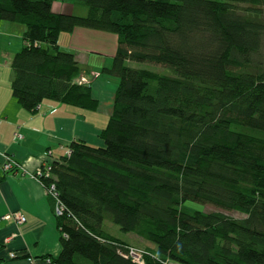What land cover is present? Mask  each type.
I'll return each mask as SVG.
<instances>
[{
    "label": "trees",
    "instance_id": "trees-1",
    "mask_svg": "<svg viewBox=\"0 0 264 264\" xmlns=\"http://www.w3.org/2000/svg\"><path fill=\"white\" fill-rule=\"evenodd\" d=\"M72 1L87 14L57 11V0H0V24L26 27L12 91L32 112L46 99L97 110L60 36L76 27L118 36L103 68L119 78L104 145L71 142L46 180L67 211L58 217L62 250L47 257L138 264L118 249L135 233L147 241L145 264H264V0Z\"/></svg>",
    "mask_w": 264,
    "mask_h": 264
},
{
    "label": "crops",
    "instance_id": "crops-1",
    "mask_svg": "<svg viewBox=\"0 0 264 264\" xmlns=\"http://www.w3.org/2000/svg\"><path fill=\"white\" fill-rule=\"evenodd\" d=\"M59 7H62L60 3L55 9L59 11ZM25 28L17 22L0 24V264H30L29 257L40 263L47 256H58L62 250L53 196L45 185L21 171L6 173L1 168L4 155H12L33 172L64 155L75 140L103 145L100 133L109 121L119 82L118 77L102 72L103 67L112 65L118 36L76 27L61 34L60 45L63 50L73 52L81 67H85L78 78L90 82L92 94L100 102L98 109L46 99L36 112L27 110L12 91V60L27 44ZM49 150L52 153L46 154ZM19 213L26 217L24 223H18L15 215ZM10 252H15L17 257L11 258Z\"/></svg>",
    "mask_w": 264,
    "mask_h": 264
},
{
    "label": "rangeland",
    "instance_id": "rangeland-1",
    "mask_svg": "<svg viewBox=\"0 0 264 264\" xmlns=\"http://www.w3.org/2000/svg\"><path fill=\"white\" fill-rule=\"evenodd\" d=\"M59 3L62 5V7H59L60 12H68V13L78 12V13H83V14H86L88 12V7L86 5L76 4L72 0H57V2L55 3V6ZM70 5H72V6H70ZM111 33H112V35L117 37L116 33H113V32H111ZM113 58H114V56H113ZM129 64H130V66H133V67L147 68L149 70H153V71H156L159 73H164V74H169V75L173 74L172 70L169 67L162 65V64H158V63L132 61V62H129ZM80 67H81V64H80ZM84 70H85V67H81L80 73L78 76L82 75V72ZM102 72H103V69H102ZM78 76L76 77V79L79 82L88 83V84L90 83V82L86 81V78H84V77L78 78ZM184 205L185 206L188 205L189 207L199 209V210H202L205 212L221 211V212H223L229 216H233L235 218H242V217L246 216L244 213H241V212H238L235 210H230V209H221V208L216 207L215 205H212V204H200V203L188 201ZM107 225H109V227L111 229H114L116 232L124 234V232L121 231L119 226L116 225L115 223L107 220ZM127 238L129 239L130 245L129 246L128 245L127 246L126 245L118 246L119 252L121 254H123L124 257L131 258L132 260H134L138 264H145V258L144 257L147 253H149V251H147V249L145 248L146 245H144V243L147 244V241H145L142 236L137 235L135 233H128ZM170 264H177V263L171 261Z\"/></svg>",
    "mask_w": 264,
    "mask_h": 264
},
{
    "label": "built area",
    "instance_id": "built-area-1",
    "mask_svg": "<svg viewBox=\"0 0 264 264\" xmlns=\"http://www.w3.org/2000/svg\"><path fill=\"white\" fill-rule=\"evenodd\" d=\"M40 106V105H39ZM38 106V108H39ZM18 136H21L19 134ZM52 151L49 150L46 154H51ZM72 153V150L70 148L66 149L65 154L67 156H70ZM1 168L6 172V173H11L14 174L15 172L21 171L23 175H28L33 179H36L45 187L47 188V191L51 196H53L55 200V213L58 217L64 216L67 214L66 207L64 203L61 201L59 197V192L57 190L56 182L55 181H49V183L46 184L48 181L47 179L51 180L53 177L52 174V163H44L42 166L38 167L33 172L28 171L24 165H22L18 160H16L12 155L10 154H5L4 155V160L1 163ZM47 180V181H46ZM16 219L18 220V223H24L26 221V217L22 214H17L15 215ZM6 217H11V215H8ZM10 257L15 258L17 257V254L15 252H10ZM29 262L30 264H51L52 260L50 257H45L42 262L38 263L37 259L33 257H29Z\"/></svg>",
    "mask_w": 264,
    "mask_h": 264
}]
</instances>
